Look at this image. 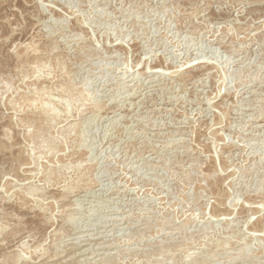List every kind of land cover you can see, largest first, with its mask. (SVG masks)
Masks as SVG:
<instances>
[{
	"label": "rangeland",
	"instance_id": "374dc122",
	"mask_svg": "<svg viewBox=\"0 0 264 264\" xmlns=\"http://www.w3.org/2000/svg\"><path fill=\"white\" fill-rule=\"evenodd\" d=\"M43 263L264 264V0H0V264Z\"/></svg>",
	"mask_w": 264,
	"mask_h": 264
},
{
	"label": "bare ground",
	"instance_id": "6f19581e",
	"mask_svg": "<svg viewBox=\"0 0 264 264\" xmlns=\"http://www.w3.org/2000/svg\"><path fill=\"white\" fill-rule=\"evenodd\" d=\"M205 38H206V37H205ZM211 40H212V39H211ZM39 58H41V57H39ZM35 59H36V58H35ZM37 59H38V58H37ZM34 61H36V60H34ZM37 61H38V60H37ZM37 61H36V62H37ZM26 65H27V63H26ZM28 65H29V63H28ZM19 66H20V65H19ZM180 69H181V68H180ZM182 72H183V71H182ZM169 74H171V73H169ZM173 75H174V73H173ZM188 75H189V74H188ZM186 76H187V75H186ZM186 76L184 75V76H182L181 78H185ZM136 78H137V77H136ZM190 79H191V78H190ZM182 80H183V79H182ZM128 81H129V80H128ZM46 82H47V81H46ZM187 84H188V83H187ZM41 87H42V86H41ZM41 87H39V89H40ZM141 87H142V86H141ZM39 89H38V90H39ZM41 89H42V88H41ZM43 89H46V88L43 87ZM143 89H144V88H143ZM39 91H41V90H39ZM45 92H46V90H45ZM37 94H38V93H37ZM143 94H144V93H143ZM29 95H31V94L29 93ZM29 95H28V96H29ZM40 95H42V94H40ZM20 96H21V95H20ZM33 96H34V95H33ZM35 96H36V95H35ZM24 97H25V96H24ZM16 98H17V97H16ZM28 98H29V97H28ZM33 98H36V97H33ZM37 98H38V97H37ZM30 99H32V98H30ZM42 99H43V98H42ZM25 100H26V98H25ZM36 100H37V99H36ZM140 100H141V99H140ZM17 101H18V100H16V102H17ZM19 101H21L20 98H19ZM22 101H23V100H22ZM30 101H31V100H30ZM37 101H38V100H37ZM16 102H15V103H16ZM24 102H25V101H24ZM31 102L33 103V100H32ZM31 102H30V103H31ZM34 102H35V100H34ZM39 102L41 103V101H39ZM39 102H38V103H39ZM27 103H29V101H28ZM30 103H29V104H30ZM23 104H25V103H23ZM29 104H28V105H29ZM13 105H14V103H13ZM15 105H16V104H15ZM28 105H27V106H28ZM34 105H35V104H34ZM46 105H47V103H46ZM46 105H45V106H46ZM25 106H26V105H25ZM40 106H41V105H40ZM42 106H43V104H42ZM45 106L43 107V109H45ZM23 107H24V106H23ZM32 108H33V107H32ZM34 108H35V107H34ZM29 109H30V107H29ZM38 109H39V108H38ZM38 109L36 108V110H38ZM43 109H42V110H43ZM40 110H41V109H40ZM26 111H27V110H26ZM38 111H39V110H38ZM38 111H37V112H38ZM48 111H49V110H48ZM39 112H40V111H39ZM43 112H44V110H43ZM52 112H53V111H52ZM40 113H41V112H40ZM40 113H39V114H40ZM46 113H47V112H46ZM49 114H51V113L49 112ZM29 115H30V114H29ZM32 115H33V114H32ZM34 115H35V114H34ZM44 116L46 117L45 113H44ZM47 116H48V115H47ZM53 116H54V115H53ZM53 116H52V117H53ZM38 117H39V116H38ZM25 118H26V117H25ZM30 118H31V117H30ZM28 119H29V118H28ZM19 121H20V120H19ZM24 122H26V121H24ZM29 122H30V121H29ZM35 122H36V121H35ZM38 123H39V122H38ZM36 125H38V124H36ZM4 126H5V125H4ZM6 126H7V125H6ZM4 128L6 129V127H3V129H4ZM3 129H2V130H3ZM175 133H176V132H175ZM172 134H173V133H172ZM106 140H107V139H106ZM61 192H62V191H61ZM61 194H62V193H61ZM63 200H64V199H63ZM216 216H217V215H216ZM222 217H223V216H222ZM99 218H100V217H99ZM223 218H224V217H223ZM223 218H222V219H223ZM117 219H118V218H117ZM122 219H123V218H122ZM214 219H215V218H214ZM138 225H139V224H138ZM147 226H148V225H147ZM145 227H146V226H145ZM262 228H263V227H262ZM92 233H93V232H92ZM84 236H85V235H84ZM85 239H86V238H85ZM93 239H94V238H93ZM134 239H135V238H134ZM96 241H97V240H96ZM123 242H124V241H123ZM2 244H3V243H2ZM118 245H119V244H118ZM110 247H111V246H110ZM108 248H109V247H108ZM15 250H16V249H15ZM85 250H86V249H85ZM85 250L81 251V253H79L78 256H77L78 258H81V262H85V261H87V260H94V259H96V258L98 257V255H94L93 253H90V254H91V255H94V256H88V255H89L88 253H87V254H84V251H85ZM136 250H137V249H136ZM88 251H89V250H88ZM93 251H94V250H93ZM77 253H78V252H77ZM75 254H76V253H75ZM75 254H74V255H75ZM116 254H117V253H116ZM123 254H124V253H123ZM76 255H77V254H76ZM71 257L74 258L73 256H71ZM182 257H183V256H182ZM72 258H71V259H72ZM40 259H41V258H40ZM71 259H70V260H71ZM189 259H190V258H189ZM43 260H44V259H43ZM49 260H50V259H49ZM79 260H80V259H79ZM118 260H119V259H118ZM199 260H200V259H199ZM44 261H45V260H44ZM96 261H97V260H96ZM112 261H113V260H112ZM222 261H223V260H222ZM61 262H62V261H61ZM4 263H5V262H4ZM86 263H87V262H86ZM90 263H91V262H90ZM43 264H44V263H43ZM83 264H84V263H83ZM88 264H89V263H88ZM94 264H95V263H94Z\"/></svg>",
	"mask_w": 264,
	"mask_h": 264
}]
</instances>
